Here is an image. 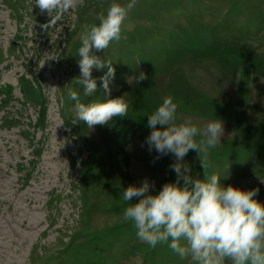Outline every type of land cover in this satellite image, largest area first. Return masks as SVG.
Returning <instances> with one entry per match:
<instances>
[{
    "label": "rangeland",
    "instance_id": "1",
    "mask_svg": "<svg viewBox=\"0 0 264 264\" xmlns=\"http://www.w3.org/2000/svg\"><path fill=\"white\" fill-rule=\"evenodd\" d=\"M111 3L84 0L52 17L35 0H0V264H191L167 244L139 240L123 217L132 203L123 189L148 179L158 192L177 178L175 157L149 151L146 141L149 115L165 97L178 105L177 123L203 128L218 118L230 126L223 124L208 171L225 186L258 188L264 202V155L253 131L242 130L244 116L221 111L219 92L210 91L218 76H209L239 65L264 73V0H135L121 39L93 49L112 61L106 98L124 96L127 115L88 128L75 123L67 91L84 102L105 98L99 77L108 66L93 69L98 88L85 97L78 49ZM141 71L146 78L136 82ZM184 159L203 178L198 152Z\"/></svg>",
    "mask_w": 264,
    "mask_h": 264
},
{
    "label": "clouds",
    "instance_id": "2",
    "mask_svg": "<svg viewBox=\"0 0 264 264\" xmlns=\"http://www.w3.org/2000/svg\"><path fill=\"white\" fill-rule=\"evenodd\" d=\"M83 2L35 0L40 11L52 17ZM134 3L135 0H128L127 4L112 0L100 22L86 26L82 33L78 49L80 76L76 82L85 97H95L98 84L93 69L107 65V72L99 77L106 96L84 102L78 90L68 88V98L75 102V123L84 122L92 128L127 115L124 96L106 98L110 96V82L115 76L112 61L102 60L93 49H107L113 41L121 39L122 25ZM145 78L141 71L136 82ZM129 82H132L130 78ZM177 108L171 97H165L149 115L147 123L152 130L146 137L149 151L155 149L160 155L171 153L175 157L170 168L177 178L165 183L158 192L150 190L152 184L148 179L139 186L133 184L123 189L122 200L132 202L123 209L124 219L133 223L139 240L153 248L167 244L181 259H190L191 264L229 261L230 264H264V202L255 198L259 189L225 186L219 174L208 171L212 166L211 150L221 143L224 134L223 122L210 119L203 128L190 120L177 123ZM193 149L199 154L203 178L193 176L190 164L184 159Z\"/></svg>",
    "mask_w": 264,
    "mask_h": 264
},
{
    "label": "crops",
    "instance_id": "3",
    "mask_svg": "<svg viewBox=\"0 0 264 264\" xmlns=\"http://www.w3.org/2000/svg\"><path fill=\"white\" fill-rule=\"evenodd\" d=\"M251 68L247 65L222 70L216 68L210 70L208 68L209 76L211 75L213 78L218 76V81L214 80V83L218 86L212 84L210 91L214 94L219 92V100L221 101L219 108L222 112L225 109L228 114L239 115V118L244 116L241 121V124H243L242 130L253 131L254 134L251 136L253 146L260 149V153L264 155V73L257 74V77H255L253 72L255 70ZM217 72L220 74L215 75ZM228 76L233 77L235 89H233L232 80ZM221 122L223 121L221 120ZM223 124L229 126L225 122ZM244 124H248V127L244 128ZM261 165H264V158Z\"/></svg>",
    "mask_w": 264,
    "mask_h": 264
}]
</instances>
